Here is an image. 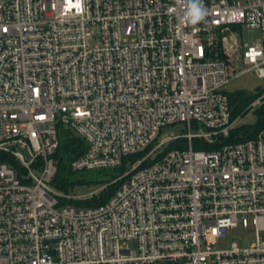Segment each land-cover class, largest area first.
Listing matches in <instances>:
<instances>
[{"label":"built area","instance_id":"1","mask_svg":"<svg viewBox=\"0 0 264 264\" xmlns=\"http://www.w3.org/2000/svg\"><path fill=\"white\" fill-rule=\"evenodd\" d=\"M187 4L0 0V264H264V128L225 142L233 56L264 77V0H202L196 25ZM62 129L72 172H124L56 190ZM239 226L254 242L221 249Z\"/></svg>","mask_w":264,"mask_h":264},{"label":"rangeland","instance_id":"2","mask_svg":"<svg viewBox=\"0 0 264 264\" xmlns=\"http://www.w3.org/2000/svg\"><path fill=\"white\" fill-rule=\"evenodd\" d=\"M236 35H238V39L240 40L241 48H245L244 44H249L250 46H254L259 42L261 39V32L259 30H249L245 27H241L240 30H235ZM233 66L237 72H243L241 76L234 78L230 83L227 84V92L229 94L238 92V91H245L246 93L253 94L256 93L258 88H261L264 91V77L258 75L256 71L248 70L250 66L243 63L242 59H240L239 55L233 56ZM264 94V93H263ZM262 94V95H263ZM258 106L250 108L248 112L245 113L242 117H239L236 121L234 126L235 127H243V125H252L255 126L258 121V114H256ZM166 134L168 135H181L183 134L182 126L181 125H173L171 128L167 129ZM103 172H96V171H77L75 173H65L64 176H67L69 181H75V179H89L94 178L97 179L104 174ZM109 175L114 174L116 170L108 169L106 171ZM100 184L97 183H90V184H76V185H68L67 189L64 190L63 188H58L54 186L56 190L59 192H67L72 196L76 195H87L90 191L97 189ZM255 240V234L253 231L252 226L248 229L239 226L232 231H229L228 237L220 241V248L221 249H230L237 243L241 248L248 247L252 244Z\"/></svg>","mask_w":264,"mask_h":264},{"label":"trees","instance_id":"3","mask_svg":"<svg viewBox=\"0 0 264 264\" xmlns=\"http://www.w3.org/2000/svg\"><path fill=\"white\" fill-rule=\"evenodd\" d=\"M264 91L259 90L256 93L249 94L245 91H238L232 94L228 93L229 100L231 101L232 107V118L234 120L238 119L245 115L248 110H250L251 105L256 101L258 97H260ZM256 114H258V121L255 126L252 125H243V127H234L229 138L226 139L225 142H243L244 140H248L253 138L261 129L264 128V98L260 105H257ZM61 140L58 149V158H60V167L59 171L55 177L54 186L58 188H63L64 190L67 189L68 185H76V184H90L92 182L104 185V183L112 182L116 177L115 174H122L126 168V163L128 159L125 158L123 160L124 164L116 169L114 174L109 175L106 171L102 176L97 179L89 178V179H75V181H69L65 173H74L70 170L69 167L66 165L67 155L72 152V149L79 145V142L76 140L75 136H71L70 132L66 129H62L61 133ZM171 148H173L171 146ZM198 149V146H195ZM120 182L113 183L107 186L104 191L100 194L90 198V200L81 201L79 204L82 206H91V205H101L104 204L115 192L118 188Z\"/></svg>","mask_w":264,"mask_h":264},{"label":"clouds","instance_id":"4","mask_svg":"<svg viewBox=\"0 0 264 264\" xmlns=\"http://www.w3.org/2000/svg\"><path fill=\"white\" fill-rule=\"evenodd\" d=\"M204 15L202 0H188L182 22L196 25L204 19Z\"/></svg>","mask_w":264,"mask_h":264},{"label":"water","instance_id":"5","mask_svg":"<svg viewBox=\"0 0 264 264\" xmlns=\"http://www.w3.org/2000/svg\"><path fill=\"white\" fill-rule=\"evenodd\" d=\"M259 90H261V88H258V90H257V91H259Z\"/></svg>","mask_w":264,"mask_h":264}]
</instances>
